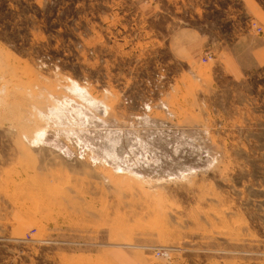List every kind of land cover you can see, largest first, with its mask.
<instances>
[{"label": "rangeland", "instance_id": "obj_1", "mask_svg": "<svg viewBox=\"0 0 264 264\" xmlns=\"http://www.w3.org/2000/svg\"><path fill=\"white\" fill-rule=\"evenodd\" d=\"M0 264H264V0H0Z\"/></svg>", "mask_w": 264, "mask_h": 264}, {"label": "built area", "instance_id": "obj_2", "mask_svg": "<svg viewBox=\"0 0 264 264\" xmlns=\"http://www.w3.org/2000/svg\"><path fill=\"white\" fill-rule=\"evenodd\" d=\"M159 254H162L163 257L167 258L169 256L168 252H160Z\"/></svg>", "mask_w": 264, "mask_h": 264}, {"label": "crops", "instance_id": "obj_3", "mask_svg": "<svg viewBox=\"0 0 264 264\" xmlns=\"http://www.w3.org/2000/svg\"><path fill=\"white\" fill-rule=\"evenodd\" d=\"M229 53L230 54L227 55L228 56L227 58H232L231 60L233 61V58H234V56H232L233 55V52L229 50Z\"/></svg>", "mask_w": 264, "mask_h": 264}]
</instances>
